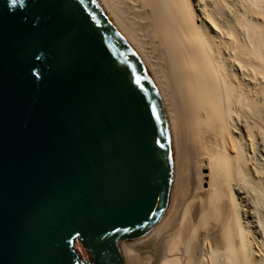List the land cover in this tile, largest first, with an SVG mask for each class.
<instances>
[{"label": "water", "instance_id": "obj_1", "mask_svg": "<svg viewBox=\"0 0 264 264\" xmlns=\"http://www.w3.org/2000/svg\"><path fill=\"white\" fill-rule=\"evenodd\" d=\"M179 155L154 71L101 0H0V264H125L170 210Z\"/></svg>", "mask_w": 264, "mask_h": 264}, {"label": "bare ground", "instance_id": "obj_2", "mask_svg": "<svg viewBox=\"0 0 264 264\" xmlns=\"http://www.w3.org/2000/svg\"><path fill=\"white\" fill-rule=\"evenodd\" d=\"M101 1L154 71L180 152L170 210L125 264H264V0Z\"/></svg>", "mask_w": 264, "mask_h": 264}, {"label": "rangeland", "instance_id": "obj_3", "mask_svg": "<svg viewBox=\"0 0 264 264\" xmlns=\"http://www.w3.org/2000/svg\"><path fill=\"white\" fill-rule=\"evenodd\" d=\"M204 171H205V173H208V169L207 168L204 169ZM205 179L208 180V177H206ZM203 185L205 187H208L207 182H205ZM75 247L79 251V253H80L82 258H88V253H87L86 249L83 247V245L79 241L76 242Z\"/></svg>", "mask_w": 264, "mask_h": 264}]
</instances>
